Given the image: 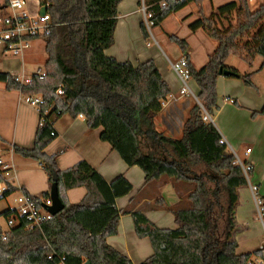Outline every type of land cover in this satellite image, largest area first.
<instances>
[{"label":"trees","instance_id":"16d2710c","mask_svg":"<svg viewBox=\"0 0 264 264\" xmlns=\"http://www.w3.org/2000/svg\"><path fill=\"white\" fill-rule=\"evenodd\" d=\"M38 1L51 16L47 33L31 39L42 38L46 43L45 73L35 74L31 83L23 84L10 73L0 72V83L24 98H41L42 105L36 107L40 121L34 146H16L14 151L40 163L50 186L56 179L64 209L40 227H31L33 222L16 209L4 211L1 216L14 224L6 232L0 226V264H133L107 243L109 237L118 234L122 214H132L137 236L151 241L154 253L141 264H247L253 257L263 259L260 249L236 253L238 190L249 181L227 145L221 143L215 125L205 119L202 107L211 116L219 110L217 81L221 68L254 88L252 74L242 76L227 68L225 61L233 55L252 67L261 57L264 71V3L253 11L248 0H235L207 17L203 12L205 0H143L150 16L148 25H140L145 39L150 36L149 28L161 27L170 16L194 4L200 17L190 30H203L218 43L208 63L197 70L187 42L169 35L187 61L188 77L197 83L202 105L191 108L182 137L172 139L155 127V118L171 94L155 61L135 65L105 54L115 44L117 6L123 0ZM59 90L63 95L57 94ZM65 115H82L89 130L103 128L101 140L109 143L128 166L141 168L147 184L166 178L189 187L176 207H169L164 199L157 201L159 207L174 215L177 229H160L140 212L120 211L116 200L132 191L124 176L108 183L85 161L67 170L59 168L57 155L50 156L45 150L54 140V124ZM259 115L264 116V107L253 114ZM141 138L156 149L146 152ZM245 166L250 177L253 169ZM6 185L0 200L19 191ZM81 187L87 190L85 198L70 203L68 191ZM22 192L37 211L47 210L45 201L50 199V191L42 198L24 189ZM261 209L264 213V204Z\"/></svg>","mask_w":264,"mask_h":264},{"label":"crops","instance_id":"0c3cea01","mask_svg":"<svg viewBox=\"0 0 264 264\" xmlns=\"http://www.w3.org/2000/svg\"><path fill=\"white\" fill-rule=\"evenodd\" d=\"M36 3L42 8L38 0ZM6 5L8 0L0 3V31L6 28L5 19L13 14L7 12L8 7L5 10ZM222 5H224L222 0H205L204 15L210 16ZM3 14L7 17L2 18ZM199 17L197 5H189L170 16L161 27L155 29L148 27L150 36L145 39L140 27L142 22L146 23L143 0H123L117 6L118 24L115 44L105 51L107 56L114 57L119 62H132V59H136L137 62H132L136 65L147 60L155 61L171 89L161 113L155 118V127L157 132L172 139L182 137L189 112L198 103L197 99L190 95H181L184 83L174 71L172 64L184 56L180 48L169 40V35L185 40L189 46L192 65L197 70L203 68L218 43L209 38L203 30L196 32L190 30V25ZM151 39L154 45L151 44ZM119 42L124 44L123 50L116 49ZM0 46H2L0 72L10 73L17 78L24 74L25 80L32 78L39 71L45 73L48 55L44 39L32 40L30 48L19 54L9 53L3 45ZM163 47L169 55L165 53ZM126 48L128 52H125ZM133 51L136 55L130 54ZM262 63L261 57L255 59L252 67L236 56L227 58L225 61L227 68L237 70L242 76L252 74L251 81L254 88L247 86L241 78L219 76L217 81L219 110L212 119L227 147L236 153L243 151L244 163L253 169L252 175L248 177L249 185L238 190L237 229L234 235L238 244L236 250L238 255L254 253L264 243V213L262 220L259 219L257 209L258 205L262 208L264 204V116H253L264 107ZM26 65L38 67V71L31 72L32 76L27 77ZM192 84L196 92L194 95L197 97L198 85L193 79ZM39 121L40 114L36 107L28 104L19 91H8L6 86L0 83V147L4 150L6 160L14 167L13 179L9 184L19 189L21 195L19 207L12 208L6 203L0 210V216L8 209L18 210L24 204L23 189L36 198H42L44 193L51 190L48 176L40 163L10 151L11 147L31 149L34 146ZM102 131L103 128L89 130L84 117L72 118L65 115L54 124L52 130L54 140L45 152L50 156L57 155V163L61 170H67L85 161L108 183L124 176L131 183L132 191L129 195L116 200L118 209L140 212L160 229H177L174 215L159 207L157 201L164 199L169 207H176L181 197H186L189 187L166 178L147 184L145 173L141 168L128 166L109 143L101 140ZM141 140L146 152L156 149L147 143L145 138ZM247 149H251L250 154H247ZM0 185H3L1 193L7 185L5 183ZM86 194L87 190L81 187L68 191L67 197L70 203L77 204ZM107 243L128 257L133 264L143 263L154 253L151 241L137 236L132 214L121 215L118 234L109 237ZM258 260L253 257V261Z\"/></svg>","mask_w":264,"mask_h":264},{"label":"built area","instance_id":"2783aa9c","mask_svg":"<svg viewBox=\"0 0 264 264\" xmlns=\"http://www.w3.org/2000/svg\"><path fill=\"white\" fill-rule=\"evenodd\" d=\"M25 7H26L25 0H8V8L12 11L13 14L5 19L6 28L0 31V45H3L7 51L13 52L15 54L24 53L25 50L29 49L32 41L31 39L45 35L51 24V16L50 14H48V12L43 16L40 15L37 18H30L26 14ZM143 12L145 14V21L148 25V17L150 16L146 14V7L144 5H143ZM186 65H187V61L184 58L172 64L174 71L177 73V75L184 83V89L182 90L181 95H190L196 98L198 101V98L189 88L188 83L186 81L187 79H189ZM37 74L39 76H42L44 72L39 71ZM17 79L23 84H29L32 82V78L25 80L24 74L18 77ZM57 94L63 95L62 90H59ZM25 101L34 107H38L43 103L40 97H35V98L27 97L25 98ZM200 106L202 107V105ZM202 109L205 113V119L207 121L212 122V116L209 115L203 107ZM80 117L83 116L81 115ZM221 143H225V142L222 140ZM10 151L13 152L14 148L11 147ZM229 152L234 155L236 159V164L242 167L243 171L245 172L248 178L247 175L248 168L245 166V163L239 158L236 152L231 150ZM250 153H251V149H247V154ZM0 171L3 172V178H4L3 183L7 184L10 181H12L13 179L12 174L14 171V167L6 160L5 153L2 147H0ZM45 203L47 207H50L52 205L51 198L47 199ZM257 209H258L259 219L262 220L263 211L259 205L257 206ZM18 211L21 215H27L28 218L33 222L31 227H40L46 219L51 217L47 210L37 211L34 205L31 203V201H29L27 197H25L24 204L18 209ZM13 224L14 221L10 219L9 225L12 226ZM260 250H262L264 254V243L261 246ZM247 264H264V258L259 259L258 261L250 260L248 261Z\"/></svg>","mask_w":264,"mask_h":264},{"label":"rangeland","instance_id":"374dc122","mask_svg":"<svg viewBox=\"0 0 264 264\" xmlns=\"http://www.w3.org/2000/svg\"><path fill=\"white\" fill-rule=\"evenodd\" d=\"M3 1L4 0H0V3L2 4ZM25 1H26V7H25L26 14L30 18H37V17H39L40 16L41 8L36 3V0H25ZM231 1H233V0H222V4L229 3ZM248 3L250 5V7H251V10L254 11V10L257 9V7H256L257 5H262L264 3V0H248ZM208 5H210V4H208ZM1 6H3V5H1ZM6 6L8 7V5H6ZM7 7L5 8V10L7 9ZM7 12L12 13V11L10 9H8ZM5 17H7V16H4V14H3V17L2 18H5ZM151 44L154 45L153 39H151ZM0 47H2V46H0ZM116 49L123 50L124 49V44L122 42H119L117 44V46H116ZM164 51H165V53L167 55H169L168 52L165 50V48H164ZM125 52H128L127 48H126ZM9 53H12V52L9 51ZM130 54H132V55L135 54L136 55V53L134 51L131 52ZM133 58H135V56ZM132 62H137V61H136V59H132ZM25 70H26L27 77H29V76L31 77L32 76L31 75V72H37L38 71V67H31V66L26 65ZM186 81H187L189 87L191 88V90L194 91L193 93L195 94L196 92H195V90H193L192 79L190 78V79H187ZM197 103H198V101H197ZM212 119H214V116H212ZM228 149L230 150L229 147H228ZM244 152H245V149H244ZM237 153H238L239 158L244 162L245 156H244L243 151H239ZM2 188H3V185H0V191L2 190ZM2 193H3V191L0 193V195H2ZM20 199H21V195L17 191L16 193H14L10 197H8L6 200H0V210H2V207L4 205H6V203L9 204L12 208L19 207V205H20ZM0 226L2 227V229H3L4 232L5 231H8L9 228H10L9 221L6 218L0 216Z\"/></svg>","mask_w":264,"mask_h":264},{"label":"water","instance_id":"95a60500","mask_svg":"<svg viewBox=\"0 0 264 264\" xmlns=\"http://www.w3.org/2000/svg\"><path fill=\"white\" fill-rule=\"evenodd\" d=\"M47 7H42L40 11V15H45L47 13ZM219 76H226V77H234V73L228 69L221 68L219 70ZM199 101V100H198ZM200 103V102H199ZM198 103V104H199ZM201 105V103H200ZM50 198L52 201V205L50 207H47V211L50 214V216H55L58 213H60L64 209V205L62 204L59 195H58V188L56 179L54 184L51 186L50 190ZM85 264H91L89 261H87Z\"/></svg>","mask_w":264,"mask_h":264}]
</instances>
